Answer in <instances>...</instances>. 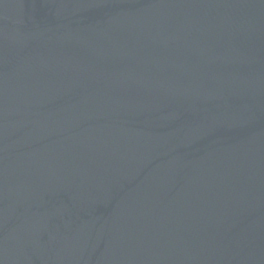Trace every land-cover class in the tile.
<instances>
[{
  "label": "water",
  "instance_id": "95a60500",
  "mask_svg": "<svg viewBox=\"0 0 264 264\" xmlns=\"http://www.w3.org/2000/svg\"><path fill=\"white\" fill-rule=\"evenodd\" d=\"M0 264H264V0H0Z\"/></svg>",
  "mask_w": 264,
  "mask_h": 264
}]
</instances>
